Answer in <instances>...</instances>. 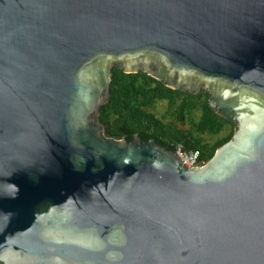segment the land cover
<instances>
[{
  "label": "water",
  "instance_id": "95a60500",
  "mask_svg": "<svg viewBox=\"0 0 264 264\" xmlns=\"http://www.w3.org/2000/svg\"><path fill=\"white\" fill-rule=\"evenodd\" d=\"M115 67L233 137L106 136ZM0 264H264V0H0Z\"/></svg>",
  "mask_w": 264,
  "mask_h": 264
},
{
  "label": "trees",
  "instance_id": "16d2710c",
  "mask_svg": "<svg viewBox=\"0 0 264 264\" xmlns=\"http://www.w3.org/2000/svg\"><path fill=\"white\" fill-rule=\"evenodd\" d=\"M112 71L110 100L98 117L106 136L130 141L138 135L173 150H200L206 162L233 137L234 124L210 107L209 93L178 91L142 71ZM160 101L168 103L167 116L151 112ZM228 126L232 129L223 135Z\"/></svg>",
  "mask_w": 264,
  "mask_h": 264
},
{
  "label": "built area",
  "instance_id": "2783aa9c",
  "mask_svg": "<svg viewBox=\"0 0 264 264\" xmlns=\"http://www.w3.org/2000/svg\"><path fill=\"white\" fill-rule=\"evenodd\" d=\"M179 156L182 158L184 164L189 167H200L203 166L206 161L202 157L200 150H188L185 151L182 146H178Z\"/></svg>",
  "mask_w": 264,
  "mask_h": 264
},
{
  "label": "rangeland",
  "instance_id": "374dc122",
  "mask_svg": "<svg viewBox=\"0 0 264 264\" xmlns=\"http://www.w3.org/2000/svg\"><path fill=\"white\" fill-rule=\"evenodd\" d=\"M151 112L155 113L157 116H167L168 114V103L167 101H160L152 110ZM200 113H198V116ZM231 126H228L227 129L223 132V135L227 134L231 130ZM210 141V138L207 137Z\"/></svg>",
  "mask_w": 264,
  "mask_h": 264
}]
</instances>
